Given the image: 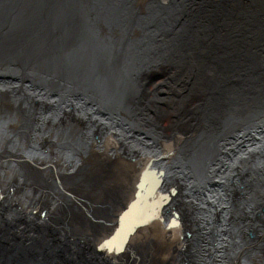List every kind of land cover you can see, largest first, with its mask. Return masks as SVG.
Returning a JSON list of instances; mask_svg holds the SVG:
<instances>
[{
    "label": "bare ground",
    "instance_id": "6f19581e",
    "mask_svg": "<svg viewBox=\"0 0 264 264\" xmlns=\"http://www.w3.org/2000/svg\"><path fill=\"white\" fill-rule=\"evenodd\" d=\"M64 1L51 0L52 52L75 60L72 69L101 60L103 85L80 73L31 88L33 76L11 79L21 66L0 69V232L10 247L18 227L36 237L28 249L56 250L44 230L59 219L72 264H173L177 253L185 264H264V0H75L100 17L79 37L67 35ZM152 62L158 76L145 73ZM12 170L29 174L22 190L31 196L8 209L1 189H18ZM173 188L161 211L178 213L180 227L160 228L158 192ZM34 204L56 211L43 228L20 223ZM114 224L118 246L135 231L132 257L100 246L99 232Z\"/></svg>",
    "mask_w": 264,
    "mask_h": 264
},
{
    "label": "water",
    "instance_id": "95a60500",
    "mask_svg": "<svg viewBox=\"0 0 264 264\" xmlns=\"http://www.w3.org/2000/svg\"><path fill=\"white\" fill-rule=\"evenodd\" d=\"M74 1L75 0L64 1V3L67 5L66 9L69 10L67 11V13L70 15L69 21L67 23V35L79 37L78 34L80 30H84L85 32L86 30L90 31L89 27H92L95 23H99L100 17H97V15H95L91 11V9L86 7V4L85 6L83 4L82 5L87 8L88 11L83 13L74 4ZM50 7L51 0H0V69L8 71L7 68H16L14 72L10 69L14 74L15 71H17V68L21 66L23 69V75L21 76L20 74H17L11 79L17 80L21 78L22 80H29V76H33L34 79H37V82L36 84L33 83L31 88H36V86H43L42 84H40L41 82H45L47 85L49 77L59 79L67 76H76L80 73H84L85 76H91L94 74L101 75L100 70L102 68L105 69V66L101 60L97 61L101 64L100 68L92 69L91 67L84 66L80 69H77L75 67H73L72 69V67L69 68V66L74 63L75 60L68 58V61H66V59L57 56L56 52H52V46L50 45L52 36L49 23L47 22L50 16ZM76 14L79 15V18H76ZM74 56L78 55L74 54ZM105 57L106 56H103L102 59H104ZM69 60L73 61L69 62ZM82 60L85 63L87 62V58H83ZM12 62L16 63L13 64ZM88 62H93V59H88ZM97 62L94 66H96ZM27 85L28 83H25V86ZM150 165H152V160L149 161L145 168L150 167ZM152 170L156 178H158V180L160 181L161 172L158 169L152 168ZM142 172L139 178H142ZM24 188H26V186H24ZM23 191L24 190H21V192ZM173 192L174 188L170 190V193L158 192V199H160L161 203L160 207L158 208L159 219L157 223H160V228L169 229L174 227L178 229V225L180 227L178 213L175 212L174 215L170 216L169 218L167 216H164L161 211L162 205L169 200V196ZM202 207L206 208L205 204H203ZM124 208L125 206L122 207L123 210ZM201 208H197V211L199 210L197 214H200V210H202ZM121 213V211L118 213L117 219L122 217L120 216ZM115 227L116 225L112 230L111 228L107 229V233L105 232L106 235L104 234L99 244L101 247H106L107 249L112 250V254L116 256L127 248L128 243L134 237L133 233L135 231L128 235L120 246H116V244L111 243L116 233ZM60 228L61 230L59 231L58 227L49 225L44 230L52 235V237H50V240L52 242H55V245L59 247L51 252H49L48 249L44 248L28 249L25 245L19 243L16 244L17 246L15 245L14 248L10 247L9 239L3 236L0 232V254H2L4 258L7 252L13 253V257L17 260H24V258H28L29 260L44 259L49 260V262L53 261L51 264H72L73 256H71L70 258L64 256L65 250L63 252V249L61 248V243L63 240L57 238V236H60L62 234L67 233L68 235L69 229L65 226V224H62ZM63 243V245L67 248V244L65 242ZM85 246L86 245L84 244L80 245L79 250L83 251V254H85V252L87 251V248ZM138 253V256L142 257L145 261L148 252H144L141 254V252L138 251ZM68 260L69 263H67ZM83 261H85V259L82 256L80 262L83 263ZM174 263L182 264V261L178 257V253L176 254V257H174ZM85 264L117 263L111 262L106 259L95 260L89 258V261L87 263L85 261Z\"/></svg>",
    "mask_w": 264,
    "mask_h": 264
},
{
    "label": "rangeland",
    "instance_id": "374dc122",
    "mask_svg": "<svg viewBox=\"0 0 264 264\" xmlns=\"http://www.w3.org/2000/svg\"><path fill=\"white\" fill-rule=\"evenodd\" d=\"M159 75V74H158ZM157 75V76H158ZM178 90H180V91H186V90H188V89H185V88H183V87H176ZM202 104H203V102H201ZM171 106H173V105H170V107ZM202 106V105H201ZM200 106V107H201ZM173 108V107H172ZM186 124V123H185ZM47 141V140H46ZM167 154V153H166ZM166 154H164V156L166 155ZM8 173H10V175H11V177L13 178V181L19 186L18 187V189L16 190V189H11L10 187H7V189H1L2 190V194H4V193H6V196H3L2 197V201H1V203H2V205H5V206H7V208L8 209H12L14 206H16V205H18V202L20 203V202H23V200H24V198H26L27 196H31V194L29 193V192H27L26 190H24L23 192H21V190L23 189V187L24 186H26L28 183H29V181L31 180V178H30V176H29V174H18L16 171H14V170H12V171H8ZM9 176V175H8ZM7 177V176H6ZM18 182V183H17ZM20 184H21V186H20ZM15 193V194H14ZM12 197V198H11ZM51 200V199H50ZM51 201H53V200H51ZM81 202H84V201H81ZM7 203V204H6ZM76 204H79V203H76ZM253 202L251 203V205L253 206ZM40 205H38V204H34V205H31V211H23V212H21L20 214H18L20 217H21V219H20V223H21V225H22V223H27V224H29V226H30V223H28L29 221H32L33 223H36V225L35 224H33V226H32V228L33 229H35L36 227H39V226H41L42 228H43V221H42V219L44 218H46V219H48V222L47 223H49V222H51L52 220H51V214H50V212H48V209H50L49 207H47V205H45V209H46V212L42 215L41 213H39V211H35V209H37L38 207H39ZM14 209V208H13ZM22 209H24L23 207H22ZM44 208H43V210L41 211V212H44V210H45ZM51 211H55V210H53V209H50ZM56 212V211H55ZM27 214L29 215V216H32V217H29L28 218V216H27ZM48 214V215H47ZM84 217H86V216H84ZM42 218V219H41ZM85 219V218H84ZM71 221H73V223H77V220L75 219V217L74 218H71L70 219ZM91 220V221H90ZM59 219H57L54 223H50V225L51 226H55V227H58V229H60V226L62 225L61 224V222L59 223ZM86 221H87V225H89L90 227H88V231L87 232H85L86 234L87 233H90L91 231H90V228H92V226H91V223H92V219H90V217H89V219H88V217H87V219H86ZM91 222V223H90ZM17 224H19V222L17 221ZM74 225V227H73V232H75L76 231V229H75V226H77L76 224H73ZM80 226V225H79ZM41 228V229H42ZM72 228V227H71ZM40 229V230H41ZM74 229H75V231H74ZM40 230H39V232H40ZM38 232V233H39ZM42 232V231H41ZM77 232V231H76ZM75 232V233H76ZM102 232V233H101ZM101 232H99V234L101 235V237H103L104 236V234H105V230H101ZM122 235H124L126 232H128V230H124V231H119ZM45 233H47V232H45ZM44 233V234H45ZM97 233V232H96ZM107 233V232H106ZM81 234H82V232H81ZM80 234V235H81ZM86 234H84V235H81L80 236V238H82L83 240H88V234L86 235ZM21 235V236H20ZM32 234H29V232H27V233H25V234H21V230H19V228L17 227V230H16V234H12V236H11V238H13V240H15L14 241V243L13 244H23V245H25L27 248L29 247V248H31L32 247V245H31V243L33 244V243H35L34 242V240H35V238L36 237H34L33 235L31 236ZM35 235H37V234H35ZM69 235V234H68ZM78 235V234H77ZM20 236V237H19ZM38 236V235H37ZM63 237H65V236H67V234H64V235H62ZM116 236V235H115ZM62 237V240H63V242H65L66 243V241H65V238H63ZM57 238H59V236H57ZM27 241H31V242H27ZM75 241V240H74ZM12 242V241H11ZM16 242V243H15ZM112 243H116V240L113 238L112 239V241H111ZM117 242H118V239H117ZM120 243V242H119ZM117 245V244H116ZM91 246H93L94 247V245L92 244ZM70 248H71V250H68V251H65V254H66V257H68V258H70L71 256H78L77 254H75L76 253V250H73V248H74V243H73V245L71 246H69ZM91 248L92 247H89V250L90 251H92L91 250ZM130 247H128V248H126L127 250H128V253L129 254H131V256L130 257H132V255H133V253L134 252H132L131 251V249H129ZM152 248V246L150 247V249ZM127 253V254H128ZM91 257V256H90ZM134 257H138V255L136 254ZM80 259H82V257L80 256L79 257ZM1 259L2 260H0V264H27L26 262H23L24 260H26V259H22V260H17L16 258H14L12 255H10L9 256V258L8 257H4L3 258V256L1 255ZM133 260V259H132ZM12 262V263H11ZM67 263H69V260H68V262Z\"/></svg>",
    "mask_w": 264,
    "mask_h": 264
},
{
    "label": "flooded vegetation",
    "instance_id": "af4514ba",
    "mask_svg": "<svg viewBox=\"0 0 264 264\" xmlns=\"http://www.w3.org/2000/svg\"><path fill=\"white\" fill-rule=\"evenodd\" d=\"M147 66H149L146 70H145V73L146 74H149V75H152V76H156V75H158V74H160V72H161V70H160V64L158 63V62H155V63H153L152 62V64H148ZM149 69V70H148ZM142 71H144L143 69H142ZM153 71V72H152ZM173 75H175V74H172V76ZM94 77H95V80H96V82H95V80L91 83V86L92 87H94V88H96V89H101L102 88V85H103V83H102V80L101 79H99L95 74L93 75ZM145 82V84H146V86H147V84L149 83L148 81H144ZM98 84V85H97ZM176 90H177V92H179L180 90H178L177 88H176ZM143 91H144V89H143ZM140 93H143V92H140ZM142 95V94H141ZM140 95V96H141ZM117 121V120H116ZM172 215H174V213H172ZM181 260V259H180ZM182 261V260H181ZM182 264H185V262L184 261H182Z\"/></svg>",
    "mask_w": 264,
    "mask_h": 264
}]
</instances>
